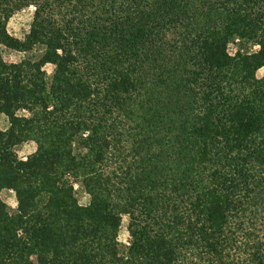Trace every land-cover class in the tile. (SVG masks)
Returning <instances> with one entry per match:
<instances>
[{"label": "trees", "instance_id": "trees-1", "mask_svg": "<svg viewBox=\"0 0 264 264\" xmlns=\"http://www.w3.org/2000/svg\"><path fill=\"white\" fill-rule=\"evenodd\" d=\"M263 68L264 0H0V264H264Z\"/></svg>", "mask_w": 264, "mask_h": 264}, {"label": "rangeland", "instance_id": "rangeland-1", "mask_svg": "<svg viewBox=\"0 0 264 264\" xmlns=\"http://www.w3.org/2000/svg\"><path fill=\"white\" fill-rule=\"evenodd\" d=\"M34 12H35V9L33 7H31L29 9H26V10L18 13L17 15H15L9 23V26H8L9 32L16 38H20V39L24 38L30 31V26H31L33 19H34ZM233 49H235V47L231 46V50H233ZM23 56L24 55L15 54V53H7L6 54V58L11 59L13 61L20 60L23 58ZM48 71L51 73L52 69L48 68ZM257 77L259 79L264 77V68L261 69L257 73ZM0 127L2 129H6L8 127V122H7L6 117L0 118ZM33 150H34V145L28 144V145L24 146L20 150L19 153H20L21 157H26L31 152H33ZM3 197L11 205H14V195L13 194H4ZM79 198H80L82 205H88L90 202L89 197L84 193H80ZM128 224H129V220L127 217H125L124 222H123V228L121 229V232L119 234V240L121 243L126 244L129 241Z\"/></svg>", "mask_w": 264, "mask_h": 264}]
</instances>
